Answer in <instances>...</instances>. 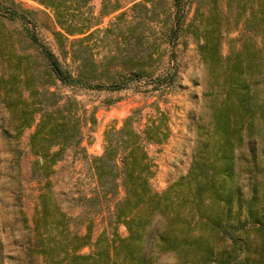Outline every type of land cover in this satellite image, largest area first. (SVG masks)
Wrapping results in <instances>:
<instances>
[{
	"label": "rangeland",
	"instance_id": "rangeland-1",
	"mask_svg": "<svg viewBox=\"0 0 264 264\" xmlns=\"http://www.w3.org/2000/svg\"><path fill=\"white\" fill-rule=\"evenodd\" d=\"M3 1L0 6V264H49L42 254L32 249L41 244L32 226L39 194L44 191L49 203L55 202L65 212L71 231L80 234L89 227L91 242L101 233L127 234L123 222L115 218L114 204L122 198L123 189L119 187L113 193L102 191L90 155L103 152L105 130L120 127L133 109H139L136 113L139 127L149 114L155 113V107L165 112L167 137L161 142L145 143L152 164L150 186L162 191L186 175L197 154L204 155L213 147L215 114L227 88L225 56L231 53L233 59L238 54L243 57L245 44L255 50L259 80L256 92L264 102V7L261 11L259 5L264 6V0H187L184 23L176 32L168 30L174 11L172 0H86L85 14L98 18L93 28L100 30L72 45L69 39L82 34L67 35L69 39L63 41L64 48L87 45L93 57L102 58L108 68L112 67V62L117 60L111 56L120 55L119 51L126 49L119 29L125 19L116 18L125 11V18L133 14L145 18L144 42L134 44L132 36L125 32L137 50L135 58H148V51L152 54L140 73L141 78L121 86L97 88L69 86L44 74V57L29 34H34L38 42L49 46L65 62L70 61L69 54L62 56L61 38L54 32L63 30L50 7L36 0ZM7 8H16L21 13L13 14ZM122 30L126 31L123 25ZM18 58L24 64L28 62L37 74L32 81L34 87L42 86L45 81L50 90L74 96L95 118L83 128L79 146L86 153L77 146L65 148L47 174L42 168L43 159L28 144L35 123L25 127L17 137L13 136L15 108L7 100L16 91L15 88L8 90L7 79ZM254 122H264V112ZM257 130L256 164L264 172V123ZM248 141L246 138L235 150L241 176L247 175L241 169L246 164L252 165ZM242 182L246 191L247 179L243 178ZM90 250L91 244H86L77 252ZM174 261L184 264L183 257L175 250L152 252V264H173Z\"/></svg>",
	"mask_w": 264,
	"mask_h": 264
},
{
	"label": "trees",
	"instance_id": "trees-1",
	"mask_svg": "<svg viewBox=\"0 0 264 264\" xmlns=\"http://www.w3.org/2000/svg\"><path fill=\"white\" fill-rule=\"evenodd\" d=\"M36 1L53 10L55 21L63 30L54 32L61 38L62 56L70 55V61L65 62L49 46L38 42L34 34H29L44 57V74L69 86L96 88L121 86L141 78L140 73L152 54L148 51V58H135L137 50L127 34L132 36L134 44L146 40L142 27L144 16L133 14L125 18V11L116 15L117 19H125L119 29L126 49L119 51L120 55L111 56L117 61L108 68L102 58L92 56L87 45L63 46V41L69 39L67 35L82 34L69 39L72 45L100 30L93 28L98 18L85 14L86 0ZM186 1L172 0L174 11L169 32L182 28ZM259 5L263 11V4ZM7 9L13 14L21 13L16 8ZM202 44L206 46V42ZM244 46L243 57L238 54L233 59L231 53L225 56L227 88L215 114L213 147L204 155L197 154L186 175L164 190L156 191L150 186L152 164L145 143L161 142L167 137L165 112L155 107V113L149 114L139 127L136 115L139 109L135 108L120 127L105 130L103 152L90 155V163L104 193L123 189L122 198L114 206L115 218L125 225L126 235L116 231L110 235L101 233L91 242L89 227L80 234L71 231L65 212L55 202L49 203L44 191L39 194L32 226L41 244L32 249L42 254L49 264H152V252L158 250L179 252L184 264H264V172L257 168L255 144L257 127L264 122H254L264 112V102L256 92L259 80L255 50ZM9 76L8 90L15 88L16 91L7 100L15 108L13 136L17 137L25 127L35 123L28 144L43 159L46 174L65 148L77 146L86 153L79 145L85 124L95 121L93 113H87L74 96L50 90L45 81L42 86L34 87L32 81L37 74L20 58ZM246 138L252 165L246 164L241 171L247 175L241 176L235 150ZM254 167L257 171L252 172ZM243 178L247 179L246 191ZM86 244H91L89 252H77Z\"/></svg>",
	"mask_w": 264,
	"mask_h": 264
},
{
	"label": "clouds",
	"instance_id": "clouds-1",
	"mask_svg": "<svg viewBox=\"0 0 264 264\" xmlns=\"http://www.w3.org/2000/svg\"><path fill=\"white\" fill-rule=\"evenodd\" d=\"M173 264H175V261L173 262Z\"/></svg>",
	"mask_w": 264,
	"mask_h": 264
}]
</instances>
